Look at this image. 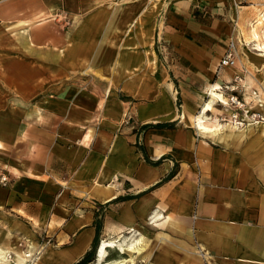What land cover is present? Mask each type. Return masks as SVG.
<instances>
[{
  "label": "crops",
  "instance_id": "0c3cea01",
  "mask_svg": "<svg viewBox=\"0 0 264 264\" xmlns=\"http://www.w3.org/2000/svg\"><path fill=\"white\" fill-rule=\"evenodd\" d=\"M80 1L96 3L73 7L88 11L77 25L24 27L16 47L2 46L19 64V98L7 103L17 125L0 136V204L15 215L1 219L0 246L26 251V264H73L101 209L98 235L129 234L134 249L121 252L132 264H264V127L216 141L192 120L200 92L234 70L212 52L224 32L264 44V0ZM161 40L174 62L154 47ZM246 76L263 106L262 83ZM125 113L132 125L118 131ZM158 122L172 126L142 128Z\"/></svg>",
  "mask_w": 264,
  "mask_h": 264
},
{
  "label": "rangeland",
  "instance_id": "374dc122",
  "mask_svg": "<svg viewBox=\"0 0 264 264\" xmlns=\"http://www.w3.org/2000/svg\"><path fill=\"white\" fill-rule=\"evenodd\" d=\"M134 1L135 0H106V3L127 5ZM80 3V0H0V136L4 131L12 130V128L17 125V109L8 108L7 103H11L12 105L19 98L17 89L18 76L15 72L19 67V64L17 63V60L11 59V55L9 60L3 59L5 55H3L2 46L4 45L6 47V45H9L11 48L16 47L15 45H13V41L17 42L23 36L20 31L23 30L24 27H41V29L44 28L46 29V31H51L53 29L65 30V28L70 26L71 24L77 25L83 19V17L88 14V11L81 7L79 8V10H74L76 7H73L75 5L87 6L96 2L87 4ZM92 8L93 7L89 8V10L91 11ZM243 29L244 28H241L242 34L239 35V37L243 38L242 36H244L245 40H248L249 28L244 30ZM257 30L261 35V40L264 41V24L262 26L260 25ZM224 33V37L220 39L219 43L215 44L214 46L211 45V41L205 38L204 35L196 34L195 38H198V40H200L203 44L207 45V47L205 46L204 48L207 51L210 50L208 48H211L213 46L212 52L216 54V56L218 57V61L220 57L224 55L229 42L233 41L235 64L226 68H234V70L228 80L225 81H230L235 75H241L242 82L244 83V85H246L245 78H247L246 75L249 74V78L252 81L260 82L259 85L262 83L261 85H263L262 87H264V56H260L257 54V52L259 51L253 48L254 45L252 43H242L241 41L244 40H240L236 37V29L235 31L231 29L229 33H227V31H225ZM153 45L155 48H157L158 51L163 52V54H168V58L170 59H168L169 61L167 62H174L175 58H177V55L175 54V51L173 50L169 41L161 40L160 42ZM10 52V54H13L12 50ZM182 63L184 64V67H186V61H182ZM179 66L181 68L183 67L182 64H180ZM175 67L178 66H174L173 69H176ZM27 68H32L30 63H27ZM43 83L49 84V81ZM26 88H30L31 90L33 89L32 85L28 82ZM200 93L202 94L201 100H208L211 98V96L208 94L205 96L202 92ZM245 95L246 97H248L247 101L249 102L250 100L248 93L246 92ZM120 97L126 98L122 94H120ZM213 101V106L220 110V112H217L219 113L220 118L224 119L225 117H227L230 113L229 110H226V108L216 99V97H213ZM252 102L253 101H250L249 104L253 105ZM177 103L179 104L178 101ZM200 107L201 104H199L198 107L194 109V113L197 112ZM12 110L14 111L11 112ZM207 114L212 115V111H207ZM131 121L132 119L130 118L128 113H125L117 125L118 131H120L123 126L130 127L132 125ZM2 176H5L6 180L2 181ZM7 184L8 175L5 170H1L0 187H6ZM95 207H97V204H95ZM11 213L12 215L10 214L8 208H5L2 204H0V226H2L3 222H5V220H1L2 218H5V216L11 215L12 217H15V215H13V212ZM102 219L103 212L101 211V209H95V220H97L100 224ZM105 236L110 238L107 240H113L115 238L113 242L114 245L107 247L106 256L100 263H97L98 261L96 260L95 256L96 246L99 243L100 239L104 238ZM119 237V234L114 235L113 233H110L108 235H102L100 233V235H98V239L94 248L93 259L88 264H117L119 263L118 261L121 258L128 257L126 253H122L120 251L118 243L123 241L125 244L124 246H127L126 244H128L131 239L130 235L123 233V235L120 237V240L116 241ZM38 238L40 241L44 242L45 240L46 242H48V237H44L42 235ZM125 252L128 253L127 250ZM125 263L127 264V261Z\"/></svg>",
  "mask_w": 264,
  "mask_h": 264
},
{
  "label": "bare ground",
  "instance_id": "6f19581e",
  "mask_svg": "<svg viewBox=\"0 0 264 264\" xmlns=\"http://www.w3.org/2000/svg\"><path fill=\"white\" fill-rule=\"evenodd\" d=\"M253 35L254 37L257 36L255 33H253ZM253 48L259 51L257 52L258 55L264 56V44L257 41L254 43ZM217 88H218L217 84L209 85V87L206 89V95L207 94L210 95L211 98L208 100H204L200 109H198L197 112L193 114L192 117L193 126L197 129V131L201 135L214 139L216 141H223L224 139L229 140L230 138L246 140L253 133L260 132L262 130V127H264L263 125L264 120L252 121L248 119L247 122L243 124V126H237L236 124H233L231 122H227V123L222 122L219 113H217L218 111L220 112V110L215 108V106H213V102H214L213 97H216L218 101L224 105V107L226 105L224 97L220 95V93L216 90ZM246 89L248 91L251 90L250 87H246ZM262 107L264 108V105ZM225 108L227 109V107ZM207 111H212V115H208ZM183 116L184 114H182V117ZM260 124H262V126H260ZM223 125H232V126L230 127V129L226 130L223 127ZM139 238L138 240H140ZM113 242L114 240H107V239H101L99 241L95 250L96 260L98 261L97 263H99L104 259V257L106 256L107 247L114 245ZM118 245L120 251H126V250L130 251L132 248L134 249L133 242L131 241L128 242L127 247L126 246L124 247L123 245L125 244L122 245L121 242H119ZM26 261H27L26 251L15 250V252L12 253L9 249L7 248L5 249L4 247L0 246V264H26ZM126 261L127 264L132 263V259L130 258L125 257L122 259V262H126Z\"/></svg>",
  "mask_w": 264,
  "mask_h": 264
},
{
  "label": "built area",
  "instance_id": "2783aa9c",
  "mask_svg": "<svg viewBox=\"0 0 264 264\" xmlns=\"http://www.w3.org/2000/svg\"><path fill=\"white\" fill-rule=\"evenodd\" d=\"M234 64V42L230 41L224 55L220 57L218 61V68L222 69L230 67ZM217 87L218 88L216 90L225 99V107H227L226 110H229L230 112L229 115L224 119L220 118L222 122H231L237 126H243V124L246 123L248 119L252 121L264 120V113L261 107L263 102L255 99L257 96V91L255 89H251L250 91L246 89V85H244L242 82L241 75H235L230 81L217 84ZM246 92L250 97L253 98V100H256L253 105H250V101L248 102L245 98ZM3 180H6L5 176H2V181Z\"/></svg>",
  "mask_w": 264,
  "mask_h": 264
},
{
  "label": "trees",
  "instance_id": "16d2710c",
  "mask_svg": "<svg viewBox=\"0 0 264 264\" xmlns=\"http://www.w3.org/2000/svg\"><path fill=\"white\" fill-rule=\"evenodd\" d=\"M163 126H169L170 127V126H172V123H170V122L147 123V124L142 125V128L146 129V128H150V127H163ZM149 162H151V161H149ZM172 173H173V170L171 172H169V174H167V176L164 177L162 180H165V179L169 178L170 176H172ZM125 198H127V196L117 197L118 200L119 199H125ZM94 223H95V227H96V233H95V237L93 239V243H92L91 248L88 251H86V253L79 260L74 262L73 264H88L93 259V252H94V248H95V245H96V242L98 239V227H99V222L97 220H95Z\"/></svg>",
  "mask_w": 264,
  "mask_h": 264
}]
</instances>
